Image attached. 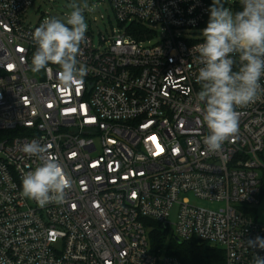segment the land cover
<instances>
[{"label": "built area", "instance_id": "1", "mask_svg": "<svg viewBox=\"0 0 264 264\" xmlns=\"http://www.w3.org/2000/svg\"><path fill=\"white\" fill-rule=\"evenodd\" d=\"M34 1L0 0V264H182L151 249L147 219L179 241L220 247L226 264L264 256L247 245L264 238L253 213L264 193V92L236 109L237 133L209 152L196 99L203 38L192 33L207 26V2L107 0L119 28L99 48L86 32L77 59L88 72L64 87L58 65L31 70L32 33L55 18L29 15ZM33 140L72 181L62 203L22 195L24 175L43 162L23 152Z\"/></svg>", "mask_w": 264, "mask_h": 264}, {"label": "clouds", "instance_id": "2", "mask_svg": "<svg viewBox=\"0 0 264 264\" xmlns=\"http://www.w3.org/2000/svg\"><path fill=\"white\" fill-rule=\"evenodd\" d=\"M242 8L233 12L222 0H213L208 9L207 26L201 30L203 42L196 45L201 65L196 82L201 85L197 101L204 104L203 123L209 130L203 143L209 152L221 150L225 141L238 131V107L254 102L264 77V0H241ZM68 19L45 18L32 33L38 46L32 57L34 73L58 65L62 86L83 82L88 72L77 57L85 40L88 25L83 14L85 3L71 5ZM235 57H238L235 59ZM238 68L234 66L237 65ZM47 146L33 140L25 143L23 152L43 162L22 179V195L41 207L65 201L72 181L55 156L44 158ZM247 245L264 250V238L256 236ZM253 264H264V256L256 255Z\"/></svg>", "mask_w": 264, "mask_h": 264}, {"label": "rangeland", "instance_id": "3", "mask_svg": "<svg viewBox=\"0 0 264 264\" xmlns=\"http://www.w3.org/2000/svg\"><path fill=\"white\" fill-rule=\"evenodd\" d=\"M88 5L87 9H83V14L85 16L86 23L88 25L87 31L92 35L93 43L96 48L103 45L101 37L112 32L113 28H119L118 19L116 13L107 0H35L33 5L29 9V15L37 13L46 12L55 18L61 20L62 22L67 21L70 12L72 11L71 5L77 4L83 8L84 4ZM225 7L231 9L233 12H236V4L241 3V0H223ZM152 29V27H150ZM205 28V27H204ZM198 29L193 31V36L195 38H203L202 30ZM157 33L151 38V43L154 44L161 39V30L160 28L156 29ZM145 45L149 43L145 42ZM185 196H188L193 202L198 203L194 198L192 193H187ZM199 204L207 205V203L199 202ZM179 206L175 205L169 216L170 222H175L177 220ZM254 216L264 223V193L261 195L260 203L256 205L253 209ZM170 233L174 235L172 227L168 228ZM151 230V227H148V233Z\"/></svg>", "mask_w": 264, "mask_h": 264}, {"label": "trees", "instance_id": "4", "mask_svg": "<svg viewBox=\"0 0 264 264\" xmlns=\"http://www.w3.org/2000/svg\"><path fill=\"white\" fill-rule=\"evenodd\" d=\"M205 1L210 8L213 0ZM235 8L236 11L241 10V3L236 4ZM6 135V131H0V140ZM146 224L151 227L148 235L152 250L176 256L182 264H226L225 252L220 247L212 246L198 238L178 241L169 229L159 222L147 219Z\"/></svg>", "mask_w": 264, "mask_h": 264}, {"label": "water", "instance_id": "5", "mask_svg": "<svg viewBox=\"0 0 264 264\" xmlns=\"http://www.w3.org/2000/svg\"><path fill=\"white\" fill-rule=\"evenodd\" d=\"M164 227H166V226H164ZM176 240H178V241H179V239H178V238H176Z\"/></svg>", "mask_w": 264, "mask_h": 264}]
</instances>
